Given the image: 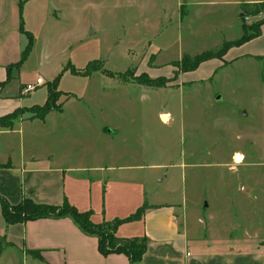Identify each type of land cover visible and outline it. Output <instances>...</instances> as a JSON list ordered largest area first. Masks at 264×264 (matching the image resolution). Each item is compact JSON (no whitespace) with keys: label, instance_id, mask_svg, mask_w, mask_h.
Instances as JSON below:
<instances>
[{"label":"rangeland","instance_id":"rangeland-1","mask_svg":"<svg viewBox=\"0 0 264 264\" xmlns=\"http://www.w3.org/2000/svg\"><path fill=\"white\" fill-rule=\"evenodd\" d=\"M261 2L0 0V77L29 42L19 31L22 18L34 37L22 76L44 80L28 103L42 106L55 78L57 104L64 102V114L51 111L27 146L54 145L75 167L98 160L136 166L149 200L179 201L192 229L205 224L225 234L233 226L239 235L264 227V55H249L264 50V34L196 70L177 64L190 59L188 70L198 54L240 39L243 25L264 20V11L243 13ZM91 62L90 78L65 70ZM102 71L120 73L125 87L113 89ZM9 83L17 92L19 83ZM70 93L77 97L66 101ZM105 125L119 135L103 136ZM0 264L37 262L15 252Z\"/></svg>","mask_w":264,"mask_h":264},{"label":"crops","instance_id":"crops-1","mask_svg":"<svg viewBox=\"0 0 264 264\" xmlns=\"http://www.w3.org/2000/svg\"><path fill=\"white\" fill-rule=\"evenodd\" d=\"M262 34L264 25L260 37L254 40L262 38ZM22 52L19 60L9 66L21 60ZM249 55H264V50ZM7 68L0 77V117L17 109L41 106L28 103L27 95L21 93L32 84L24 80L22 66L12 69L10 79ZM114 73L113 78L103 75L111 81L113 89L125 87L118 77L120 73ZM11 79L19 83L15 93L8 91ZM70 94L63 98L67 101L77 97ZM61 103L62 111L56 113L63 115L64 102ZM31 116L26 114L12 128L0 130V163L10 165L0 169V195L11 205H18L25 198L52 206L68 202L80 212L92 211V222L101 224L128 218L147 203L149 208L141 220L124 223L116 231L120 239H148L142 264H264V227L256 228L257 231L243 227L239 235L233 226L227 227L225 234L218 231L222 228L208 229L204 223L201 230L192 229L179 201L149 200L142 177L135 174L136 166L98 160L75 167L68 157L59 155L54 145L34 140L27 146V136L46 125L45 120ZM100 131L111 138L120 133L106 125ZM98 242L97 236L84 232L70 216L7 225L0 203V260L11 253L26 252L37 264H130L129 257L123 253L103 256Z\"/></svg>","mask_w":264,"mask_h":264},{"label":"trees","instance_id":"trees-1","mask_svg":"<svg viewBox=\"0 0 264 264\" xmlns=\"http://www.w3.org/2000/svg\"><path fill=\"white\" fill-rule=\"evenodd\" d=\"M254 5L251 10L244 11L243 13H248L252 16H258L264 11V2ZM244 15V14H243ZM264 25V20L253 24L251 26L243 25V35L240 39L235 41H226L223 43L222 49L219 53H214L213 51L204 52L198 54L192 60V66L188 70L186 69V62L189 60L187 58L182 59L181 63H177L182 66L184 72L196 70L203 62H206L213 58H219L224 52H227L232 47H239L253 39L260 37L261 28ZM21 33L25 34L29 40L26 48L22 52L21 60L14 66H9L7 68L8 79H10V74L12 69H20L24 62L27 60L29 54L32 51L34 44L33 34L24 30L23 20L21 18L20 25ZM220 54V55H219ZM95 63L91 62L87 65L84 70H78L73 65H68L65 70L71 71L74 75L91 76L96 70L93 65ZM104 74L111 76L112 74L108 71H102ZM59 78H55L51 85L48 86V98L44 105L33 106L31 108L17 109L13 113L0 117V130L5 128H12L14 122L21 118L26 113H31V119L45 120L46 116L51 111H62V104H57L59 97L62 92H58ZM162 87V86H159ZM9 164H1L0 169L9 167ZM0 203L2 208V214L7 225L15 224H25L30 221H36L39 219H46L51 217H64L70 216L79 225V227L90 235H95L98 237V250L103 256H108L110 254H126L130 259V264H142L143 255L147 251L148 239L134 238V239H120L116 237V231L118 227L124 223H129L137 220H141L145 214V211L149 208L147 203H145L138 211L125 219H115L113 221H105L101 224H95L91 220L92 211L80 212L75 207L71 206L68 202H65L63 206H52L46 204H37L33 200L25 198L18 205H11L3 196L0 195Z\"/></svg>","mask_w":264,"mask_h":264},{"label":"built area","instance_id":"built-area-1","mask_svg":"<svg viewBox=\"0 0 264 264\" xmlns=\"http://www.w3.org/2000/svg\"><path fill=\"white\" fill-rule=\"evenodd\" d=\"M44 85V80L40 77L37 79L36 84H28L23 90V95H28L37 89V86Z\"/></svg>","mask_w":264,"mask_h":264},{"label":"bare ground","instance_id":"bare-ground-1","mask_svg":"<svg viewBox=\"0 0 264 264\" xmlns=\"http://www.w3.org/2000/svg\"><path fill=\"white\" fill-rule=\"evenodd\" d=\"M239 158H241V156L238 155L237 159L239 160ZM241 160V159H240Z\"/></svg>","mask_w":264,"mask_h":264},{"label":"water","instance_id":"water-1","mask_svg":"<svg viewBox=\"0 0 264 264\" xmlns=\"http://www.w3.org/2000/svg\"><path fill=\"white\" fill-rule=\"evenodd\" d=\"M205 206L207 207L208 205H207V204H205Z\"/></svg>","mask_w":264,"mask_h":264}]
</instances>
